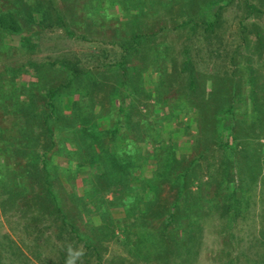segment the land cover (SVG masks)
<instances>
[{
  "label": "rangeland",
  "instance_id": "1",
  "mask_svg": "<svg viewBox=\"0 0 264 264\" xmlns=\"http://www.w3.org/2000/svg\"><path fill=\"white\" fill-rule=\"evenodd\" d=\"M3 1L9 3L13 0ZM89 1L28 0L32 6H39L35 11L38 24L12 37L0 31V46L3 50L0 54V70L11 68L16 62V66L23 70L22 74L17 75V86H25L19 93L24 98L36 92L39 102L45 99L40 94L45 93L49 85L57 87L66 84L75 73L83 76L78 81L74 80L68 88L61 89L57 96L63 115H68L79 100L87 101L91 98L93 103H97L94 107L96 112L101 110L98 104L100 100L105 108H111L117 82L125 78L123 89L131 96L129 100L133 97L135 100L133 120L141 111L150 124L144 132L156 130L155 140L159 139L161 143L174 141L178 153L187 158L184 163L188 159H199L194 172L203 176L205 181L210 167H214L213 172L217 170L218 173L211 171L212 182L202 186L207 199L221 187L219 197L222 201L227 200V197H234L235 200L228 213H221L217 207V211L214 209L204 213V230L195 256L188 255L181 247V254L163 251L144 258L126 246V236L120 230L113 233L108 230V226L104 227L99 215H93L87 220L80 216L73 217L76 214L75 204L70 199L69 189L61 185L65 183V178H56L54 183L61 189L70 221L80 224L82 232L93 236L90 250L83 241L78 243L77 246L86 251L83 261L78 264H231V258L236 260L233 264H264V128H239V132L231 125V130L225 127L222 133L215 132L208 109L215 102L208 98L215 86L230 92L235 83L239 95L235 94V99L229 101L227 106L235 104L251 110L256 101L264 105V0H218L214 12L220 7V19L213 28H207L198 17L199 23L194 28L189 24L176 30L162 31L156 39L149 38L144 49L134 53V60L133 57L127 58L125 69L128 78L122 76L120 67L113 66V63L127 54L118 43L138 32L131 31L130 24L139 25L143 30L148 25L143 32L148 31L151 23H155L152 26L156 30L160 26L171 27L175 18L178 22L179 19H186L188 14H197V0H176L172 5L161 6V14L147 24H141L143 20L138 24H128L129 21L122 14V0H115L117 3L112 7L109 6L111 0H100L103 6L96 11L90 8ZM139 1L144 6V1ZM150 1L145 0L148 7ZM248 4L254 5L255 10L249 8ZM29 8V5L24 4L21 9ZM123 30L127 33L125 38H122ZM26 39H31L32 44H27ZM153 42H166L171 48L166 49L165 44L162 45L163 51L156 60L152 58L150 48ZM12 46L16 48L11 50V54L7 53ZM103 48L109 50L107 57L100 54ZM88 70L95 75L87 74ZM93 77L98 84L94 83ZM191 77L195 78V85H191ZM225 78V81H221ZM13 79L11 76L6 85H10ZM46 82L50 84L45 88ZM179 95L188 101L182 110L169 103L164 105L162 97L171 99ZM11 98L13 96L8 93L0 98V111L10 104ZM139 117L142 119V114ZM240 118L243 119V116L240 115ZM230 121L223 120L220 126L230 124ZM60 122L55 130L63 142L70 133L65 127H68V120L62 117ZM234 135L237 138L235 141ZM230 139L233 140L235 152L226 156H232L235 164L224 184L217 180H223L226 157L221 149L214 146L221 140ZM160 145L144 144V148L149 149L153 157V149ZM162 146L164 157L167 145L165 143ZM207 146L213 147L208 149ZM66 147L68 149L69 145ZM6 159L4 152L0 153V264H65V249L75 242L68 239L65 232L62 238L58 237L56 231L61 221L54 222V216L39 203L37 196H45L47 190L40 177L41 170L34 168L29 172V169L27 171L15 167V176L20 185L14 190L18 195L14 196V200L2 203L5 194L3 181L8 168L5 167ZM15 160L16 157H13ZM152 160L142 168V174L149 176L155 170L156 163ZM22 162L26 163V160ZM56 162L65 165L67 160L57 157ZM89 172L90 168L80 170L77 180L80 189L84 188L83 177ZM161 179L159 197L153 210L164 204L166 198L172 199V189L165 177ZM100 182L99 188L106 189ZM117 186L121 188L123 183ZM196 187L198 181L192 190H196ZM96 195L97 198L101 197V193ZM104 195L113 199V191ZM111 211L112 216L119 220L126 216V210L120 205L113 206ZM95 228L102 229V233L92 234ZM136 236L137 231L134 230L128 235L133 241H136ZM185 242L181 239L178 247Z\"/></svg>",
  "mask_w": 264,
  "mask_h": 264
},
{
  "label": "trees",
  "instance_id": "2",
  "mask_svg": "<svg viewBox=\"0 0 264 264\" xmlns=\"http://www.w3.org/2000/svg\"><path fill=\"white\" fill-rule=\"evenodd\" d=\"M96 1H89L90 8H94L95 11L103 6L100 0ZM126 1V6L125 0L121 1V10L122 14L126 16V21H129L128 24L130 22L132 24L137 22L138 24L141 20H143L141 24H147L161 14V6L172 5L176 0H151L149 7L145 0L142 2L144 6L140 5L139 0ZM217 2L218 0H199V2L197 0L195 11L197 14H188L186 19H179L178 22L175 18L172 28L160 26L156 30L152 26L155 23H151L148 31L143 32L147 30L145 27L148 25L143 30L140 29L139 25L137 27L130 24L129 29L131 31L138 30V32L132 34L125 41L123 39L120 43L116 42L127 54L122 55V59L115 61L113 66L120 67L122 76L128 78L125 69L127 58H132L135 52H141L149 38L156 39L160 37L159 33L162 31L176 30L189 24H192L194 28L199 23L198 17L207 28H213L220 19L218 12L220 7L214 12ZM23 3L29 5L30 8L22 10L21 8H24ZM116 3L115 0H111L109 6L112 7ZM248 7L255 10L254 5L248 4ZM36 8L39 6H32L28 0H13L9 3L0 0V31L12 37L15 34H22L32 26H37ZM23 11L24 14H22ZM109 15L112 14L109 13ZM122 32L124 33L123 35L121 33L122 38H125L127 33L125 30ZM26 43L32 44L31 39H26ZM159 45L161 46L159 47ZM162 45L166 49L171 48L166 42H159L158 44L153 42V47H150L151 53H153L152 58L158 59L159 54L163 51ZM1 47L0 54L3 51ZM15 48L16 46H12L7 53L11 54V50L13 51ZM100 54L107 57L109 50L103 48ZM186 66L187 62L185 63ZM74 70L76 71L75 68ZM22 73L23 70L21 71L19 66H16V62L11 68L6 67L0 70V98H4L7 93L13 96L10 99L12 100L10 104L0 111V153L4 152L8 158L5 160V167L8 168L3 181L5 194L2 203L14 200V196L18 195V192L15 193L14 190L20 185L18 177L15 176L17 174L15 167L27 171L29 169V172L37 168L41 170L40 177L43 179L44 188L47 189L45 196H37L40 199L39 203L43 208L49 210L50 215L54 216V222L61 221L56 231L58 237L62 238V233L65 232L68 239L74 240L75 243H72V246H77L79 242L83 241L86 248L90 250L92 247L90 241L93 236L82 232L80 224L70 221L69 212L65 209V203L60 192L61 189L54 183V180L59 177L65 178V183H61L62 188L69 189L70 199L75 204L76 214L73 217L80 216L84 219H91L93 215H99L104 227L108 226V230L113 233L115 230H120L126 236L124 243L132 249V252L136 251V254L147 258L153 254H161L163 251L166 253L176 251L177 254H181V247H183L189 253L188 255L195 256L198 252L197 246H199L202 237V230H204V213L206 211L212 212L216 207L221 213H228L235 200L234 197H227V200L222 201L219 197L221 187L209 199L204 196L202 186L212 182L213 173H218L217 170L213 172L214 167L209 166L210 172H208V178L205 181L203 176H198L194 172L199 159H188V162L184 163L187 158L178 153L174 141L161 143L159 139L155 140L156 130L144 132L150 125L147 122L148 118L145 120L143 113L139 111V114H136V120H133L136 110L135 100L134 97L129 100L131 96L123 89L126 84L125 78L117 82V92L113 97L115 102L113 101L111 108H105L106 106H103L100 100L98 104H100L101 110L96 112L94 107L97 103H93V98H91L87 101L79 100L80 102L74 105L68 115H63L57 96L61 93V89L68 88L74 80L82 79L83 76H78L75 73L66 84H60L57 87L46 82L45 88L48 85L50 87L45 93L40 94L45 99L39 102L36 98V92H32L24 98L23 94L19 93V90L25 89V86L21 84L17 86L16 82L17 77ZM86 73L95 75L93 71L89 70ZM11 76L14 77L10 81L11 86L6 85ZM92 79L95 84H98L95 77ZM101 84L104 85V82ZM191 85H195L194 77H191ZM232 86L230 92L220 90L215 86L211 90L210 97H208L215 101L214 105L208 108L212 115L210 123L215 126V132L222 133L225 127L231 130V125L238 131L239 128L245 130L246 127H254L257 130L264 128V105L255 102L254 98L252 100L255 104L251 110L248 107L235 104L227 106L229 101L235 99V94H238L236 83ZM162 101L164 105L169 103L174 105L172 107L177 106L181 110L188 103L181 95L171 99L170 97H162ZM247 108L248 110H246ZM201 111L204 113L203 109ZM140 114H142V119L139 117ZM185 114L189 115V112L185 111ZM239 114L243 116V119L240 118ZM62 117L68 120V127L64 125L70 133L66 135L63 142L60 141L55 130V127L60 126ZM223 120L231 121L230 124L220 126ZM233 140H237L235 135ZM233 140H221L214 146L221 149L226 157L223 180L220 179L217 182L226 184L231 170H233L234 160H232V156H226V154L235 152L232 145ZM155 143L161 145L153 149V157H151L150 150L144 148V144L152 146ZM165 143L167 151L163 157L162 145ZM37 144L40 145V148H37ZM68 145L69 148L67 149L66 146ZM210 147L212 149L213 146ZM13 157H16L15 162ZM57 157L65 158L66 164L57 163ZM23 160H26V163H23ZM151 160L156 163L155 172L153 171L149 176L142 174V168ZM12 162L14 163L12 164ZM83 168H90V172L83 177L84 188L80 189L77 180H79L80 170ZM161 177H165L173 195L172 199L166 198L167 201L164 204L153 210L157 197H159L158 186L161 183H159ZM197 181L198 187L196 190H192V186ZM99 182L107 188L104 190L99 188ZM119 183H123V187L118 188L117 184L119 185ZM114 186L115 189H113ZM110 191H113V199L104 197V194ZM96 193L98 196L101 193V197L97 198ZM183 201H185L184 204ZM116 205H120L126 210V216L122 220L112 216L111 208ZM234 206L237 205L234 203ZM133 230L137 231L136 241L128 237ZM95 232L102 233V229L95 228L92 230V234ZM181 239L186 242L178 247ZM173 247L176 249L173 250ZM235 261V258H231L230 263L233 264Z\"/></svg>",
  "mask_w": 264,
  "mask_h": 264
},
{
  "label": "clouds",
  "instance_id": "3",
  "mask_svg": "<svg viewBox=\"0 0 264 264\" xmlns=\"http://www.w3.org/2000/svg\"><path fill=\"white\" fill-rule=\"evenodd\" d=\"M65 264H78L83 261V257L86 255V251L81 247H73L69 244L66 249Z\"/></svg>",
  "mask_w": 264,
  "mask_h": 264
}]
</instances>
